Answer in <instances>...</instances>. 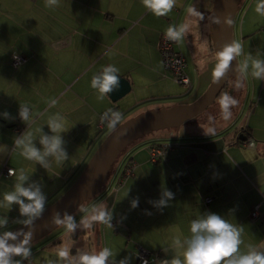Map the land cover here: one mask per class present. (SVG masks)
<instances>
[{
  "label": "crops",
  "instance_id": "1",
  "mask_svg": "<svg viewBox=\"0 0 264 264\" xmlns=\"http://www.w3.org/2000/svg\"><path fill=\"white\" fill-rule=\"evenodd\" d=\"M256 2L264 4L253 0L241 20L236 22L234 16L231 35L232 47L239 45L233 53L238 73L228 78L238 81L229 79V90L217 100L222 104L223 97L236 94V116L222 123L201 115L202 111L175 133L145 139L148 155L151 144L170 147L156 163L147 160L150 169L141 174L133 155L142 144L130 148L94 200L96 205L87 203L92 205L88 214L85 210L66 227V232L76 233L70 237L80 235L83 220L99 206V229L105 232L99 230V255L108 253L104 264H137L142 251L147 252L145 264H156L158 256L169 264L176 260L186 264L191 225L210 215L239 232L238 251L231 258L264 247V45L252 41L254 36H264V15ZM213 3L173 0L170 9L157 14L145 6V0H0V233L34 216L22 207L34 201L20 196L18 188L37 192L42 211L77 179L99 146L100 113L115 114L114 122L119 123L127 120L125 112L188 105L205 92L217 67L211 41ZM170 27L191 38L193 48L198 37L206 38L208 51L212 47L199 69L193 67L197 79L187 73L191 84L182 86L185 89L172 85L158 52L160 36ZM15 57L24 61L15 65ZM106 68L116 69L131 84L130 92L116 103L98 84L93 86ZM251 69L258 81H242L244 73L251 77ZM211 104L208 112L215 108ZM238 137L245 142L237 143ZM55 139L59 147L50 152ZM28 148L42 159L30 157ZM129 159L134 169L115 191L112 185ZM4 166L13 169V175L7 176ZM12 194L17 201L6 199ZM207 198L210 201L205 203ZM255 205L259 216L253 219ZM60 237L52 238L58 246L47 245L52 241L48 240L32 243L30 250L25 247L27 255L24 251L8 255L9 264H37L29 261V254L44 248L65 253L59 258L62 262L68 258L66 264H82L85 254L77 252L73 241L62 246L56 241Z\"/></svg>",
  "mask_w": 264,
  "mask_h": 264
},
{
  "label": "water",
  "instance_id": "2",
  "mask_svg": "<svg viewBox=\"0 0 264 264\" xmlns=\"http://www.w3.org/2000/svg\"><path fill=\"white\" fill-rule=\"evenodd\" d=\"M240 1L214 0L210 21L217 68L222 63L221 54L226 48L232 47V22ZM108 69L110 68L104 69L96 77L98 86ZM237 73V65L232 56V59L227 61V68L223 69V74L219 77L214 74L205 92L193 103L149 110L122 122L102 140L77 179L56 201L25 223L0 234V241L9 249H24L27 245L49 235L79 207L99 195L112 165L131 143L156 131L178 129L182 124L195 119L217 97L228 76H235ZM112 74L117 77V83L106 95L112 103H116L130 92L131 84L116 72ZM239 138L245 140L243 137ZM21 253L22 251L19 254L9 252L8 255L19 256Z\"/></svg>",
  "mask_w": 264,
  "mask_h": 264
},
{
  "label": "rangeland",
  "instance_id": "3",
  "mask_svg": "<svg viewBox=\"0 0 264 264\" xmlns=\"http://www.w3.org/2000/svg\"><path fill=\"white\" fill-rule=\"evenodd\" d=\"M244 1L243 0L240 4V7L236 13V16H235V20L236 22H238L239 20H241V18L244 16L245 12L248 10L249 11V5L251 4V2L253 0H246V4H244ZM261 5H264L262 2H256V6H257V10L258 8L261 6ZM259 12L262 14V16L264 15V8H260ZM257 13V12H256ZM171 29H174L175 31L176 28L174 27H170ZM169 28V29H170ZM168 32V30L166 31ZM164 32V33H166ZM162 33V34H164ZM181 35H180V38L179 39H176V43L174 44V50L176 52H178L179 54H181L183 56V58L185 59V62H186V66H185V74L186 76L189 78V81L190 80V77L194 79V81L197 79V77H195V73L193 71V67H196L199 69V65L200 63L204 62L206 60V57L208 56L209 53H211V51H208V49L205 47L206 44H205V39L204 37L202 38H199L198 37V42H196V48H193L192 47V44H194V42L192 41L191 38H188L186 36H183L182 34V31L180 32ZM161 34V35H162ZM161 37V36H160ZM160 41V39H159ZM254 43H259L261 45H264V36H254L253 37V40H252ZM187 44L189 45V47H187ZM158 52H159V42H158ZM160 55V53H159ZM161 57V56H160ZM186 57V58H185ZM161 61H162V58H161ZM162 64H163V61H162ZM188 64V66H187ZM164 67V65H163ZM213 67V65L211 66ZM217 68V67H216ZM189 76H188V74ZM215 74V73H214ZM250 74H251V77L249 75H247V73H244V78L242 81H258L257 80V76H256V72L254 69H251L250 70ZM245 75L248 76L245 77ZM214 76V75H213ZM170 77V76H169ZM213 79V78H212ZM170 81H173L174 84H172L173 86H175L176 88L180 89V88H184V87H188V86H184V85H179L178 83H176L173 78H172V75L169 79ZM212 81V80H211ZM230 81H238V80H234V79H230ZM184 86V87H182ZM185 89V88H184ZM229 101V104L227 105V109H224L223 105L222 104H219L218 102L215 103L214 105V109L209 111L208 110L206 112H204L202 115H207V116H214V120L216 119H220L222 121V123L224 121H228L231 119V117L234 115L235 113V116H236V113L238 112V109H237V106L238 103H239V100L237 99V96L236 94L231 97L230 99H228ZM238 102V103H237ZM110 110V109H109ZM227 111H229V113H226ZM107 114L109 113V111H106ZM241 112L243 114H247L246 111H244V109L242 108ZM125 115L124 119L125 118H130V116H136L138 114H136L135 111H128V112H125L123 113ZM252 113H250L249 117L251 116ZM234 116V117H235ZM257 115H254L253 117H256ZM132 118V117H131ZM205 119L203 120H206V117H204ZM259 118V116H258ZM123 119V118H122ZM123 119V120H124ZM203 120H201V122H203ZM249 120V118H248ZM255 120V119H254ZM122 121V120H121ZM119 121V123H114V125L110 126L109 128L103 130V133H102V136H101V139L99 140V144L100 145V141L103 140L107 135H109L118 125H120L122 122ZM259 122V121H258ZM223 125V124H222ZM163 132H169L168 130H160V131H156L150 135H147L143 138H140L136 141H134L133 143L130 144L129 148L124 151L119 157L118 159L114 162L113 166H112V172L109 176V179L112 177V175L114 176V173L120 169L121 167V164L123 162V158L125 156V153L130 149V148H134V146H138V145H141L142 146H139L137 149H139V152H137L135 154L134 152V155L135 156V162L137 163L135 167L136 168V171L141 174L143 173L144 171L150 169V166L148 164H146V161L148 160L149 161V155L147 154V151H146V146L144 141L145 139H149V138H154L156 135H161V133ZM171 132H177V129L176 130H172ZM243 142H245V140H243ZM162 144H165V143H162ZM169 144H173V143H169ZM95 149H93L94 151ZM132 151V150H131ZM130 151V152H131ZM136 151V150H135ZM139 153V154H138ZM92 155V154H91ZM144 160H145V163H144ZM151 164V163H150ZM154 165V164H153ZM135 166V165H134ZM134 166H133V169H134ZM85 167V165H84ZM84 167L82 168V170L84 169ZM8 168V167H7ZM81 170V172H82ZM80 172V173H81ZM7 176H10V175H7ZM128 177V176H127ZM126 177V178H127ZM125 178V179H126ZM108 179V180H109ZM124 179V181H125ZM134 181V180H132ZM108 182L106 181L105 182V185H107ZM127 184V183H126ZM126 184L124 185V188L126 186ZM123 185V183L119 186L121 187ZM129 186V185H128ZM127 186V187H128ZM98 198V195L95 196L93 199H91L92 203L94 202L95 199ZM57 200V199H56ZM55 200V201H56ZM90 201V202H91ZM89 202V203H90ZM96 203V202H95ZM95 203H93L94 205H96ZM88 204H86V208L84 206H81L79 207L64 223H62L60 226H58L53 232H51V234L37 240L34 242V244L36 243H44L45 241H48V240H52L53 237H59V236H64V237H60L59 239H56L57 242H60V244L62 246H65V244H71L69 242L70 241H73L72 244H74L75 248L77 249V252H81L83 254H85V256H88V257H93V256H99V226H100V223H99V206L95 209V207L92 208L91 210V214L88 216V218H85V220H83V225H84V230L83 232H80V235H77L75 237H70L69 235H65V228L70 225L72 222H73V219L75 218L74 215H76V213L79 212V210L81 208H85L84 210L85 213L88 212V209L91 208V206H88ZM44 210V209H43ZM41 211V210H40ZM39 213V212H38ZM36 213V215L38 214ZM88 214V213H87ZM86 214V215H87ZM36 216L35 214H32L30 216ZM85 215V216H86ZM29 217H26L27 218H30ZM33 216V217H34ZM31 217V218H33ZM30 218V219H31ZM29 219V220H30ZM28 221V220H27ZM26 222V221H25ZM24 223V222H23ZM21 225V224H20ZM67 225V226H66ZM12 230V229H11ZM102 231V233L105 234V232H103V230H100ZM1 232V231H0ZM6 231L2 232V233H5ZM8 232V230H7ZM0 233V234H2ZM79 233V232H78ZM55 241L52 240L50 241L49 243H47V245H53V246H58L59 244L58 243H54L53 242ZM32 244H29L26 246V249L27 250H30V247H31ZM31 252H33L32 254H29L31 256L30 260L31 262H34V263H37V264H61V260L59 258V256H61V253H58L56 254L55 251L53 250V248H44V249H38L37 252L35 250H32ZM30 253V252H29ZM45 261V262H44ZM48 261V262H47Z\"/></svg>",
  "mask_w": 264,
  "mask_h": 264
},
{
  "label": "clouds",
  "instance_id": "4",
  "mask_svg": "<svg viewBox=\"0 0 264 264\" xmlns=\"http://www.w3.org/2000/svg\"><path fill=\"white\" fill-rule=\"evenodd\" d=\"M145 6L153 9L157 14H163L173 6V0H145ZM260 8H264V5H261L258 8V11ZM168 35L173 39H179L181 33L170 28L168 29ZM238 51L239 45L228 47L224 50L221 54L222 63L218 66L215 73L217 77L223 74V69L227 68V61L231 60L233 53ZM256 67L258 69L260 68L259 62H257ZM115 71L116 69L114 68L106 70L103 80L99 84L102 93L110 92L112 86L117 83V77L112 74ZM259 74L260 73L257 72V75ZM96 84L97 81L93 80L94 87ZM222 105L224 108H227V96L223 97ZM117 120H119V114H117ZM59 143L60 141L55 139L50 145L49 151L53 152L57 150ZM27 152L30 157L37 160L42 159V157L32 148H28ZM18 193L20 196L27 197L29 200L34 201L32 204L26 206L22 205L25 213L36 214L40 211L43 206V200L37 192L18 188ZM6 199L12 202L17 201L18 197L17 195L12 194L7 196ZM191 232L193 233V238L190 241L188 250L184 254L186 264H264V255L255 252L241 256L238 259L231 258L233 253L238 251V246L240 244L239 232L217 215H210L206 219L193 222L191 225ZM21 251H24V254L27 255L26 250L20 248L9 249L5 247L3 241H0V264H9L7 259L9 252L19 254ZM61 255H65V253H61ZM107 255L108 253L105 251L99 256H84L81 258L82 264H104ZM173 264H181V262L176 260Z\"/></svg>",
  "mask_w": 264,
  "mask_h": 264
},
{
  "label": "built area",
  "instance_id": "5",
  "mask_svg": "<svg viewBox=\"0 0 264 264\" xmlns=\"http://www.w3.org/2000/svg\"><path fill=\"white\" fill-rule=\"evenodd\" d=\"M174 30V29H173ZM176 39L171 38L168 35V32L164 33L160 37L159 41V53L163 61L165 70L169 71L172 75L173 80L184 86H189V78L185 74V59L181 54L174 50V44ZM24 61L23 57H15L14 64L17 65L20 62ZM116 120V115L113 113L102 112L98 115L97 118V128L99 131H103L111 126V124ZM164 151L159 147H151L149 149V161L156 163L160 157H162ZM5 169L6 175H13L14 170L11 168L3 167ZM133 165L125 167L122 169L119 176L115 179L113 183V189L116 191L118 187L124 182V179L131 173ZM210 199H205V203H208ZM259 205H255L251 211V217L253 219L258 218L259 216ZM147 252L142 251L140 256L137 258V264H145L147 262L146 258ZM155 260L156 264H169L168 260L164 257L158 256Z\"/></svg>",
  "mask_w": 264,
  "mask_h": 264
},
{
  "label": "trees",
  "instance_id": "6",
  "mask_svg": "<svg viewBox=\"0 0 264 264\" xmlns=\"http://www.w3.org/2000/svg\"><path fill=\"white\" fill-rule=\"evenodd\" d=\"M241 3V2H240ZM209 49H210V51L212 52V47H211V44H210V47H209ZM229 79L230 78H227V80H226V82H225V84H224V86H223V88L221 89V91L219 92V94L217 95V97L213 100V102H212V104H215L216 102H217V100L223 95V94H225L228 90H229V85H228V81H229ZM190 84H191V82H190ZM189 84V85H190ZM215 102V103H214ZM211 104V105H212ZM25 108V107H24ZM208 109H206V110H204L203 112H202V114L204 113V112H206ZM201 114V115H202ZM172 130H174V129H169L168 131H172ZM244 131V130H243ZM243 131H241V132H243ZM246 131V130H245ZM241 135H243V136H245V138L247 139V137H246V135L244 134V133H242ZM236 142L237 143H243V141L242 140H240V138L238 137L237 139H236ZM173 145V144H172ZM130 146V145H129ZM129 146L124 150V151H126L128 148H129ZM159 147V148H161L164 152L170 147L168 144H160V143H154V144H151L150 146H149V148H151V147ZM123 151V152H124ZM122 152V153H123ZM121 153V154H122ZM120 154V155H121ZM118 159V158H117ZM127 161V162H126ZM125 162L126 163H124L125 165L123 166V168L122 169H125V167H129V166H131V159H129V160H126ZM113 166V165H112ZM111 172H112V167H111V169H110V171H109V174H108V176H107V180L109 179V176H110V174H111ZM84 207L86 206L85 204L83 205ZM81 208L80 210H79V212L78 213H76V215H74L75 216V218L76 217H79L80 215H82L83 213H84V209L86 208ZM74 218V219H75ZM67 226V225H66ZM66 229V228H65ZM51 234V233H50ZM65 235H76V233L75 232H73V231H70V230H68L67 232H65ZM62 237H64V236H62ZM38 244V243H37ZM255 253H259V254H261V255H264V247L261 249V250H258V251H256ZM23 254H24V252H23ZM22 254V255H23ZM160 257H162V256H160ZM69 262V259L67 258V260H64V262H62V264H66V263H68Z\"/></svg>",
  "mask_w": 264,
  "mask_h": 264
}]
</instances>
